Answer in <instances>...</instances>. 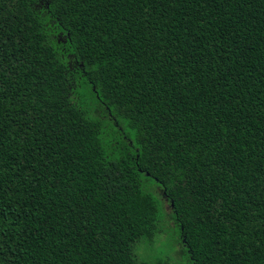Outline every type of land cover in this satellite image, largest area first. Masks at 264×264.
<instances>
[{
  "label": "trees",
  "instance_id": "16d2710c",
  "mask_svg": "<svg viewBox=\"0 0 264 264\" xmlns=\"http://www.w3.org/2000/svg\"><path fill=\"white\" fill-rule=\"evenodd\" d=\"M168 227L264 264V0H0V264H144Z\"/></svg>",
  "mask_w": 264,
  "mask_h": 264
},
{
  "label": "rangeland",
  "instance_id": "374dc122",
  "mask_svg": "<svg viewBox=\"0 0 264 264\" xmlns=\"http://www.w3.org/2000/svg\"><path fill=\"white\" fill-rule=\"evenodd\" d=\"M57 38L61 39L62 35H59ZM155 192L160 197L159 199L163 204L165 210L164 212L171 216V214H173V206L166 198L163 189L157 188ZM168 222L171 226H173V221L170 218ZM168 229L169 233L158 236L156 241H154L150 246H142L139 250V259L141 262L144 264H187V259L182 251L184 248L177 244L175 233L172 232L169 227ZM159 240H161V242H159Z\"/></svg>",
  "mask_w": 264,
  "mask_h": 264
}]
</instances>
